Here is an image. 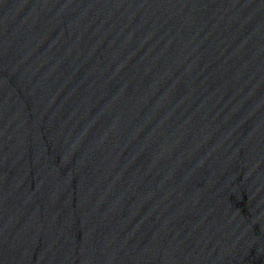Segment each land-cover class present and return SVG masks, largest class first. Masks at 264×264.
I'll list each match as a JSON object with an SVG mask.
<instances>
[{
	"label": "water",
	"instance_id": "95a60500",
	"mask_svg": "<svg viewBox=\"0 0 264 264\" xmlns=\"http://www.w3.org/2000/svg\"><path fill=\"white\" fill-rule=\"evenodd\" d=\"M0 264H264V0H0Z\"/></svg>",
	"mask_w": 264,
	"mask_h": 264
}]
</instances>
